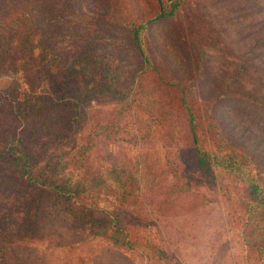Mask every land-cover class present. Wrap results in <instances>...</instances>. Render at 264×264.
I'll return each instance as SVG.
<instances>
[{
  "label": "rangeland",
  "instance_id": "374dc122",
  "mask_svg": "<svg viewBox=\"0 0 264 264\" xmlns=\"http://www.w3.org/2000/svg\"><path fill=\"white\" fill-rule=\"evenodd\" d=\"M54 1L60 7H55L51 15L61 17L56 27H61L62 35L56 36L52 46L65 50L69 63L77 53L70 50L72 40L64 34L89 33L85 38L92 43L96 55L114 59L120 64L121 76L129 78L124 77L126 84L137 79L136 87L141 93H150L136 97L143 104L159 102L156 109L169 111L171 117L155 122L143 108L124 118L111 100L100 95L91 101L83 130L70 134L64 124L68 112L51 111L48 100L39 99L42 95L58 98V90L51 89V78L41 68L39 50L30 62H25L29 64V82L24 62L13 52L0 62V148L9 137L20 134L31 158L42 169L48 168L55 154L69 155L76 147L92 144L95 149L89 157L69 166L66 174L84 181L89 194L83 204L106 210H112V203L119 198L108 174L112 163L99 159L106 150L121 165L143 177L154 171L160 183L168 186L177 179L184 182L183 176H189L194 188L177 199L180 205L187 206L177 212L163 214L148 201L131 212L127 225L146 241L140 242L148 245L143 254L136 249H112L106 238H93L88 229L75 225L59 235L44 230L34 234L31 250H19L12 264H247L242 238L244 211L246 201L252 202L258 194H250L252 187L243 178L236 179L233 170L235 163L244 161L248 177L254 176L260 186L264 185V0H179L173 18L151 23L148 22L157 13L150 0ZM79 17L83 20L77 21ZM140 23H147L140 40L142 50L150 58L149 68L138 60L128 42L127 31ZM185 53L188 61L182 65ZM211 65L222 83L215 95L220 102L214 105L209 121L212 110L209 101L203 103L199 99V83L205 80ZM180 90L201 102L198 111L204 124L208 123L198 137L203 140L202 145L217 156H225L226 165L233 163L222 174L216 169L215 175L206 176L194 171L186 124L180 112L178 115L173 111L180 101ZM11 99L20 104L21 112L11 108ZM8 101L10 104L4 105ZM23 116H31L28 120L35 124L32 130ZM108 121L112 130L107 131ZM179 130H184V135ZM44 146L49 152L43 155ZM96 147L100 149L97 151ZM36 172L33 169L34 175ZM3 176L0 168V227H11L24 217L29 193L17 191ZM149 195L146 194L147 199ZM156 196L163 198L164 194ZM197 196H203L205 202L196 207L189 205L188 200ZM47 204L43 205V213L46 206L49 208ZM259 262L264 264V257Z\"/></svg>",
  "mask_w": 264,
  "mask_h": 264
},
{
  "label": "trees",
  "instance_id": "16d2710c",
  "mask_svg": "<svg viewBox=\"0 0 264 264\" xmlns=\"http://www.w3.org/2000/svg\"><path fill=\"white\" fill-rule=\"evenodd\" d=\"M150 1L151 7L155 8L157 14L148 23L153 20L173 18L180 6L179 0ZM55 7L59 8L60 5L54 0H0V62H4L13 52H16L17 58L21 60V63L24 62L22 65L25 66L24 70L29 82V64L25 62H30L35 51L39 50L37 55L41 61V68L51 78V89L54 92L58 90L56 92L58 98L56 99H49L44 95L39 99L48 100L51 111L59 109L68 112L64 124L70 134L73 130V134L77 129L80 130L77 134L83 130L87 116L90 114L91 101L98 99L100 95L111 100L118 113L124 118L132 114L135 109L143 108L151 113L150 115L153 117L149 118L155 122L162 120L163 117H165L164 119L171 117L169 111L160 112L156 109L157 106H160L159 102L150 101L143 104L141 99L136 97L137 94L150 93H141L136 87L137 79L132 78L131 83L126 84L125 78H129L121 76L120 64L114 59L107 55H96L92 43L86 39L89 33L83 34L75 32V30V33L64 34L65 38L72 40L73 46L70 50L72 49L77 53V56L69 63L70 59L65 54V50L52 46L56 36L62 35L61 27H56V22H59L57 19L61 20V17L51 15V11H55ZM29 11H31V15ZM80 20L83 19L77 18V21ZM145 24L140 23L138 26H131L127 31V37L138 60L140 59L144 65L146 62L149 68L150 58L142 50L140 40L141 32L146 27ZM37 44L39 47H35ZM198 54V56L204 57L202 52H198ZM184 55L186 59L182 65L188 61V54L185 53ZM213 70L215 68L211 65L209 74L207 73L205 80L199 83V87L202 86L199 99H203V103L209 101V109L212 110L210 114L208 113L209 121L212 118L213 108L220 102V98L215 95L218 90H221L220 84L222 83V78L213 73ZM129 77L131 78V76ZM192 82L194 83V79ZM223 87H226L224 82ZM8 89L12 90L9 86ZM222 90L224 91V89ZM227 91L229 92V90H225V93ZM180 92V101L176 107L174 105L173 111L178 115L180 112V116L186 124V134L190 138L192 148L194 171L201 172L206 176L208 174L215 175L214 169H216L217 173L222 174L226 167L233 163L226 165L225 156H217L202 145L203 140L198 137L206 130L208 123L204 124V119L198 111L200 100H195L191 94L186 95L181 90ZM9 95H12L11 92ZM10 101H12L11 108L21 112L20 104L15 99ZM10 101L4 102V105L10 104ZM175 108H178V111ZM23 114L25 112H22ZM30 117L23 116L22 119L29 129L32 126L30 129L32 130L35 124H30L31 122L28 120ZM105 124H107V131L112 130L109 121ZM183 131L179 130V134L184 135ZM98 141L101 142L102 140ZM94 149L92 144L87 143L83 148L82 146L74 148V151L72 150L69 155L55 154L48 168L38 169L36 160L31 158L30 150L20 134L11 136L4 142V146L0 148V168L4 175L2 179L14 186L17 191L28 192L29 201L27 200L25 203V215L23 218L21 217L18 223L12 224L11 227H0V264H12L19 250L24 251L28 248L31 250L30 239H33L31 236L34 234L44 230V232L54 231L59 235L63 230L75 225L83 230L88 229V233L93 238H106L111 242L112 249L123 247L126 252L136 249L143 254L148 249V245L140 244V242L146 241L127 225L128 219L132 217L131 212L138 206L145 205L144 203L147 201L150 204L155 203V207H159V211L163 214L177 212L179 209L187 207L180 205L177 199L193 190L191 177L183 176L186 181L182 182L181 179H177V181L165 186L157 179L154 171L152 174L147 172V176L143 177L141 176L142 173L137 174V172L130 171L126 166L121 165L120 161L116 160L107 150L101 152L99 159L108 160L112 163L108 174L119 198L112 203V210L99 208L95 204H83L82 201L88 197L89 190L84 188V181L81 178L66 174V169L71 165L74 166L83 162ZM99 149L96 147L97 151ZM44 152H49L47 146H44L41 154L44 155ZM33 169L37 171V174H33ZM247 169L246 162L240 161L235 163L233 170L236 179L243 178L245 184L252 187L250 194H258V198H254L253 203L246 201L244 211L242 238L246 250L245 261L247 264H261L259 261L264 257V185L260 186L254 176L249 178ZM143 173L145 175L146 171ZM57 176L59 177L57 178ZM100 177L102 178L101 175ZM148 193L150 195L147 199L146 194ZM161 193L164 194L163 198H157L156 195ZM90 197L93 198L94 196ZM203 198V196H197L189 199L188 204H194L196 207L205 202H203ZM44 203H48L49 208L46 206L43 213ZM183 210L187 212V209ZM18 235L19 238H17Z\"/></svg>",
  "mask_w": 264,
  "mask_h": 264
}]
</instances>
